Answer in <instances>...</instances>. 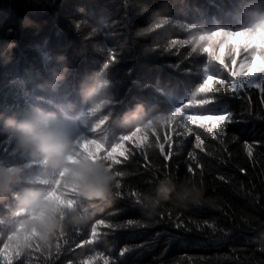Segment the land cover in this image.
<instances>
[{
    "label": "trees",
    "instance_id": "16d2710c",
    "mask_svg": "<svg viewBox=\"0 0 264 264\" xmlns=\"http://www.w3.org/2000/svg\"><path fill=\"white\" fill-rule=\"evenodd\" d=\"M246 9L264 12V0H0V38L16 44L11 59L0 60V167L23 172L0 198V248L10 243L13 264H264V86H257L259 72L247 74L253 57L252 70H264V18L250 20ZM26 19L31 26H23ZM242 31L256 37L255 49L244 47L243 37L239 46L226 37L199 40ZM110 51L116 61L106 68ZM54 55L65 57L69 70L55 92H46L38 73ZM209 76V91L200 92ZM90 77L108 81L112 101L91 115L79 95ZM217 89L228 93L227 103L216 104ZM60 104L75 105L79 150L90 158L97 152L125 175L117 177L120 197L78 201L83 222L49 235L45 229L72 191L47 173L42 158L17 153L3 127L33 106L56 111ZM138 107L145 123L125 127ZM224 112L235 123L200 118ZM139 129L104 160L121 136ZM93 140L104 150L82 146ZM191 184L199 189L195 199L182 195ZM25 191L34 200L51 197L41 204L47 220L20 205ZM145 197H159L156 212L145 209ZM129 220L132 226H106ZM21 222L29 235L9 242Z\"/></svg>",
    "mask_w": 264,
    "mask_h": 264
},
{
    "label": "clouds",
    "instance_id": "9594fccd",
    "mask_svg": "<svg viewBox=\"0 0 264 264\" xmlns=\"http://www.w3.org/2000/svg\"><path fill=\"white\" fill-rule=\"evenodd\" d=\"M244 16L257 23L264 18V12L245 10ZM30 20L23 22L24 27L31 26ZM16 47L15 42L0 38V60H10L11 52ZM59 64L60 67L52 65ZM65 57L54 55L47 58L46 65L38 73L39 88L46 92H55L68 74ZM108 81L99 77L89 78L80 86L79 95L88 107V114H95L109 107L111 98L106 94ZM143 108L138 107L134 113L125 116L124 124L127 128H136L145 123L141 119ZM75 105L60 104L56 111H46L33 106L20 114L8 118L3 131L15 140V151L22 155L37 156L46 164L49 175H59L63 185H68L75 194L77 201L109 202L115 194L116 178L103 160H94L85 152L79 150L76 140V118L73 114ZM80 118H83L82 116ZM23 172L16 167H0V198L12 188ZM35 182V181H30ZM171 182L166 180V186ZM167 191V187L163 188ZM199 189L195 184L186 186L184 197L198 196ZM50 196L45 194L43 201L33 199L30 192H23L19 203L22 207L33 206L37 214L48 219L50 213L41 204H46ZM159 197L147 198L145 209L150 213L157 211ZM56 217L51 220L47 229L49 235L67 226L78 225L83 222L79 208H74L71 201H65L56 209Z\"/></svg>",
    "mask_w": 264,
    "mask_h": 264
},
{
    "label": "snow or ice",
    "instance_id": "6c2138e0",
    "mask_svg": "<svg viewBox=\"0 0 264 264\" xmlns=\"http://www.w3.org/2000/svg\"><path fill=\"white\" fill-rule=\"evenodd\" d=\"M75 27L77 29H79L80 23H77L75 25ZM258 27H259V25H258ZM217 37H226L228 41H235V42H237V46H239L238 42L243 37V38H245L244 47L252 46L255 49L254 44H252L251 42L254 41L256 39V37L249 31H242V32H239V33L216 32V33L210 34L209 36L201 35L199 37V40H201V41H204L206 39L207 40H214ZM205 51H209V49H205ZM258 56H259V59H260L261 63H264V48H261L258 51ZM108 60H109L108 64L105 65L106 68L109 67L112 63H114L116 61V55H115L114 52H111V51L109 52ZM256 61H257V57H253L251 64L249 66H247V74L248 75H255L257 72H259L261 74L259 82L257 84L256 81H249L248 84H249V86H252L253 84H257L258 87L259 86H264V70H259V66L258 65H257V70H255V71L252 70L253 69V64ZM210 80H211V76H209L205 80L203 86L199 89L200 92L209 91L208 84H209ZM220 84H221V86H223L224 85V81L221 80ZM231 88H232V91H233V96L232 97L236 98V93L238 92L239 85L233 84V85H231ZM216 91L219 93V89H217ZM225 97H229L227 92L219 93V95L216 96V101H217L216 104H218L221 101L227 103V101L224 99ZM203 103L204 104H210L212 102H210L207 98H205ZM216 104H213V106L216 105ZM177 114H179V109L176 110V112L173 113V115H177ZM200 118L206 119V120H210V121H214L216 123H220V122H225L227 124L235 123L234 115H233L232 112H224L221 115H203V114H201ZM190 119H191V117H190ZM139 131H140V129L131 132L130 135L121 136L119 142L116 143L115 145L111 146V151L107 154V156L104 158V160L113 158L114 154L117 153L119 150H121L123 148L124 143L129 141V140H131L132 137H135L137 135V132H139ZM221 143H224V141H221ZM83 144L90 145L93 150L94 149H99V151H103L104 150L103 145L101 143L95 141V140H93V141H83L82 146H83ZM137 147H139V145H137ZM197 147H199V144H197ZM161 149H163V146H161ZM249 155H251V149L250 148H249ZM92 158L94 160H101L97 156V152L94 153ZM165 158L167 159V157H165ZM115 162L119 163L118 160L115 161ZM107 166H108V168L111 171H113L111 169L110 165H107ZM188 170L191 171L192 169L189 168ZM113 172H114V175H115V178H116L114 197H120L121 196V191H120L121 183L117 181V177L123 176V175H125V173H123V172H121L119 170H116V171H113ZM58 183L62 184V180H60ZM53 191L59 193L60 189L54 187ZM131 195H136V193H131ZM74 196H75V194L73 192H69L66 195L65 199H66V201H71L74 208H78V201L73 198ZM145 199H147V198L145 197ZM193 199H195V197ZM135 202L137 204H140L142 201L138 198ZM98 223H103V221H99ZM132 225H133V221L129 220L127 225H115V226H113V225L109 224V225H106V226L109 227V228H112V227H126V226H132ZM135 226L140 227L141 225L137 224ZM177 226L179 227V225H177ZM209 227H211V225H209ZM213 230H215V229H213ZM21 234L29 235V233L27 231V228H26V224L24 222H21L14 229V231H12V233L8 235L7 239H8L9 242H11L17 236H19ZM93 234H94V237H95V227L93 228ZM45 241H47V240H45ZM9 247H10V243H5L3 245V247L0 248V259L3 260V264H13L12 258L8 255ZM17 255H18V253H17ZM121 255H123V253H121ZM106 264H107V261H106Z\"/></svg>",
    "mask_w": 264,
    "mask_h": 264
}]
</instances>
